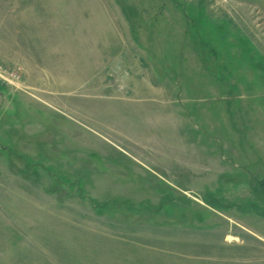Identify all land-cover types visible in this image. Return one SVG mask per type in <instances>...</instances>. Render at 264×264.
<instances>
[{
    "label": "rangeland",
    "instance_id": "374dc122",
    "mask_svg": "<svg viewBox=\"0 0 264 264\" xmlns=\"http://www.w3.org/2000/svg\"><path fill=\"white\" fill-rule=\"evenodd\" d=\"M0 264H264V0H0Z\"/></svg>",
    "mask_w": 264,
    "mask_h": 264
}]
</instances>
